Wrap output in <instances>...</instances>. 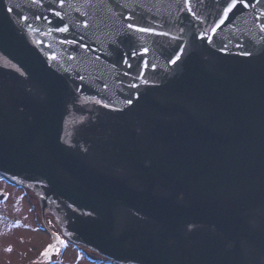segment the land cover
<instances>
[{"label":"water","instance_id":"1","mask_svg":"<svg viewBox=\"0 0 264 264\" xmlns=\"http://www.w3.org/2000/svg\"><path fill=\"white\" fill-rule=\"evenodd\" d=\"M247 2L213 32L223 0H0V174L117 264H264V0ZM130 46L146 69L114 52Z\"/></svg>","mask_w":264,"mask_h":264},{"label":"flooded vegetation","instance_id":"2","mask_svg":"<svg viewBox=\"0 0 264 264\" xmlns=\"http://www.w3.org/2000/svg\"><path fill=\"white\" fill-rule=\"evenodd\" d=\"M14 199L24 202L27 206V215L31 216L32 222L38 223L36 225L29 224L31 221L26 220L28 222L27 226L34 230H37L36 227L38 226L48 235V239L44 241L43 245H40L41 248L44 246L42 250L48 249V255L45 256L42 253L41 260L40 258L29 260V257L26 255L30 253L24 252L22 254L24 258L22 260L23 264L26 262H33L34 264H116L112 260L90 250L88 247L71 241L64 235L51 212L48 209L42 208L39 197L32 190L0 174V205ZM0 218H3V216L0 215ZM19 218L22 219L21 217ZM17 220L19 219L17 218ZM61 240L65 243H61ZM49 245H52L50 249L48 248ZM6 249L4 244L0 245V260H4L6 257V254H4L7 251ZM11 249L14 250L13 248Z\"/></svg>","mask_w":264,"mask_h":264},{"label":"rangeland","instance_id":"3","mask_svg":"<svg viewBox=\"0 0 264 264\" xmlns=\"http://www.w3.org/2000/svg\"><path fill=\"white\" fill-rule=\"evenodd\" d=\"M16 199V197H14ZM9 200L6 203L0 205V245L4 244L8 249L13 248L11 252L6 251V257L4 260H0V264H23L24 258L22 254L24 252L30 253L26 256L29 260L39 259L41 260L42 247L44 241L48 239L47 233L36 227L34 230L27 226V221H31V216L27 215V206L19 199ZM21 217L22 219H20ZM17 218L19 220H17ZM29 224H38L37 222H30ZM39 228V229H38ZM33 250V251H32ZM31 252H34L31 254ZM25 264H34L33 262H26Z\"/></svg>","mask_w":264,"mask_h":264},{"label":"snow or ice","instance_id":"4","mask_svg":"<svg viewBox=\"0 0 264 264\" xmlns=\"http://www.w3.org/2000/svg\"><path fill=\"white\" fill-rule=\"evenodd\" d=\"M66 0H59V4L61 7L64 6ZM183 4L185 5V7L188 9V10H191V0H182ZM257 4H259L261 2V0H256ZM33 3L37 6V7H40V0H33ZM54 3H55V0H54ZM238 6H243V7H250L251 5L247 2V0H223V3H222V7L220 9V14H219V23H217L213 28H212V31L215 32L217 28L220 27V25H223L229 18H230V15L234 13V10H236L238 8ZM8 12L11 13L13 11V8L12 7H8ZM53 14L57 17H60L61 20H63V16H62V13L59 12V11H56L55 8H51L50 9ZM193 15H195V13H193ZM262 15H264V13H262ZM25 20L29 19L28 17H24ZM33 19H40L39 16H34ZM128 20H133V15L132 14H129L128 17H127ZM84 26L87 27V22L85 21L84 22ZM127 28L132 30V32H139V33H154L155 32V29L151 28V27H143V26H140L139 24L135 23V22H131V23H128L127 25ZM70 30L69 28V25L67 24H64L62 27H57L56 28V31L58 32H68ZM261 30L264 31V24H261ZM180 31L182 32L183 29H180ZM131 34L129 33V36ZM162 35H168V33H163ZM204 38H207L206 35H202L201 36V39H204ZM65 43H68V44H79L80 41L78 40H65L64 41ZM83 47L87 48L88 45H82ZM149 51V49L145 48L143 50V52H138L136 50L135 47L133 46H130V51L125 53L123 52L121 49H114V52L117 53V54H120L122 56V58L124 57H135V56H139L140 59H141V67L143 69H146L148 66H149V62L147 61H144L143 60V55L145 53H147ZM244 55H252V53L250 52H245L243 53ZM53 59H55L56 57L53 56L52 57ZM180 56H177L175 60L171 61L172 63H176L178 60H180ZM123 62L125 64H128L129 67H131L132 65L130 64L129 62V59L127 58H124L123 59ZM152 67H155V65H152ZM81 79H83V77H81ZM145 83H147V81H145ZM131 87L133 88H138V85L136 84H133L131 85ZM96 103H102V101L100 100H97ZM128 103L131 104L132 103V100L129 99L128 100ZM107 106V105H105ZM61 243H65L63 240L60 241ZM52 247V245H49L48 248L50 249ZM7 251L11 252L12 249L9 247L8 249H6ZM43 255L47 256L48 255V249H45Z\"/></svg>","mask_w":264,"mask_h":264}]
</instances>
